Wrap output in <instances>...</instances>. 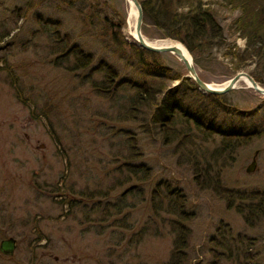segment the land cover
I'll list each match as a JSON object with an SVG mask.
<instances>
[{
	"label": "rangeland",
	"instance_id": "obj_1",
	"mask_svg": "<svg viewBox=\"0 0 264 264\" xmlns=\"http://www.w3.org/2000/svg\"><path fill=\"white\" fill-rule=\"evenodd\" d=\"M255 1L264 5V0ZM26 3L32 5L25 13L16 11ZM55 3L0 0V240L16 241L11 256L0 254V264H164L174 237L169 222L178 220L164 212V196L171 189L184 200L182 264H264V218L248 225L223 199L196 186L192 159L164 144L151 120L164 94L180 81L163 80L164 90H152L151 110L134 118L125 115L131 90L90 88L91 80L101 79L94 71L99 62L111 66L118 79L138 82L151 80L147 70L155 64L183 78L182 63L161 53L145 57L149 67L139 64L124 43H134L127 0H83L81 15L75 8L62 12ZM191 3L210 14L216 33L208 47L195 51L200 66L194 68L202 81L220 86L243 72L264 89V58L244 52L246 38L236 27L238 0L172 4L184 11ZM36 16L58 21L60 34L89 54L91 64L73 72L69 57L57 66L51 26L40 27ZM142 36L164 41L154 28ZM219 97L214 103L185 81L171 100L222 131L256 134L215 157L214 170L223 188L264 191V95L239 82ZM195 142L204 149L195 155L203 165L204 159L211 162L209 155L221 138L214 134ZM131 144L135 156L129 152ZM252 160L254 170L247 173ZM125 165H143L147 179L139 181ZM157 200L160 209L152 205ZM218 228L243 239L239 251L244 254L229 256L215 249L210 240L218 239Z\"/></svg>",
	"mask_w": 264,
	"mask_h": 264
},
{
	"label": "trees",
	"instance_id": "obj_2",
	"mask_svg": "<svg viewBox=\"0 0 264 264\" xmlns=\"http://www.w3.org/2000/svg\"><path fill=\"white\" fill-rule=\"evenodd\" d=\"M41 1L56 2L55 7L62 12L75 8L80 15L85 6L84 3L81 7L83 0ZM137 2L142 12L141 34L146 35L149 28H154L158 33V39H168L181 43L192 57L193 66L199 68L195 51L204 50L208 47L209 42L216 38L215 26L210 14L206 10L194 7L193 3L184 11H177L178 9L172 4L173 0H137ZM31 5L32 3H26L24 9L17 8L16 11L25 13ZM238 10L239 15L235 22L237 30L242 32L246 38L247 49L244 52L250 57L264 58V5L255 0H238ZM36 23H39L40 27L43 24L51 26V38L54 41L53 49L56 52L57 66L67 61L69 57L73 58V63L69 69L73 72L82 71L91 64L92 60L89 54L84 53L79 46L70 44L66 35L60 34L58 21L52 22L48 18L41 20L40 16H36ZM124 43L139 59L141 66L149 67L145 57L155 56L154 53L138 48L135 43ZM94 71L101 73V79L90 81L91 90H131L132 93L126 99L127 108L125 111V115L131 118L138 114L143 116L144 113L151 110L152 90H157L156 93L164 90L163 80L180 81L179 84L164 94V102L158 107L157 114L150 116L152 122L157 123L160 129L163 143L173 144L181 157L192 159L191 166L195 185L201 189L210 190L220 199H223L227 208L235 209L236 212L242 214L244 223L252 225L264 218V191L241 192L223 188L220 185L218 170H214L216 167L215 157H221L224 153H231L235 148L247 144L256 134L253 132L222 131L215 127L212 121L206 122L201 116L191 112L188 107L184 108L179 100H171L176 96L177 90L183 82L191 81L186 77L180 78L179 74L171 76L170 69L166 66L155 64L152 69L147 70L148 75L146 77L151 76V80L144 79L139 82L118 79L111 66L103 62H99ZM197 76L202 80L199 75ZM253 80L258 84L260 83L257 79ZM207 98L213 100L214 103L220 100L219 96L207 95ZM214 134L221 138L220 146L210 153L211 162L204 159L202 165L199 160H195V155L200 156L204 149L201 144H196L195 140L199 138L201 142H204ZM130 142L132 143V140ZM134 151V145L131 144L129 152L133 156L136 155ZM125 169L139 181H144L148 177V169L143 165H125ZM166 192L164 212L176 215L178 220L169 222L174 231V237L172 249L164 264H182L185 257L184 248L187 231L179 224L181 220L186 218L182 209L184 200L178 190L171 189L166 190ZM152 195H155V192ZM152 205L160 209L161 201L157 200ZM216 236L218 239L212 238L210 240L215 249L220 248L229 256L234 254L238 257V255L244 254L243 251L242 253L239 251L244 240L238 235L234 237L225 228H218ZM218 256L221 257L219 254L214 255V257Z\"/></svg>",
	"mask_w": 264,
	"mask_h": 264
},
{
	"label": "water",
	"instance_id": "obj_3",
	"mask_svg": "<svg viewBox=\"0 0 264 264\" xmlns=\"http://www.w3.org/2000/svg\"><path fill=\"white\" fill-rule=\"evenodd\" d=\"M131 1L135 7L136 10V16H135V22H134V35L135 38L133 41L135 42L136 46L144 51L154 53V54H170L174 56L179 62L182 63L186 75L185 77L188 78L191 83L195 86V88L201 93L205 95H212V96H221L223 94L229 93L231 90L234 89L237 81L241 77H245L249 84L250 88L257 92L260 95H264V89H260L257 84L250 78L246 73L240 72L232 76L225 86L219 89H213L208 86V84L202 82L195 71V68L192 64L191 57L189 55V60L184 58L182 51L180 49V46L183 47L181 44L177 43V46H153L145 42L140 28L142 24V12L141 8L137 2V0H127ZM184 48V47H183ZM185 49V48H184ZM186 53H188L186 51ZM254 170V161L252 160L251 163L246 167L245 172L250 173ZM16 248V241L12 237H8L5 239L0 240V254L3 256H11Z\"/></svg>",
	"mask_w": 264,
	"mask_h": 264
},
{
	"label": "bare ground",
	"instance_id": "obj_4",
	"mask_svg": "<svg viewBox=\"0 0 264 264\" xmlns=\"http://www.w3.org/2000/svg\"><path fill=\"white\" fill-rule=\"evenodd\" d=\"M128 6H129V14H128L127 25L129 27V36L132 39H134L135 38V35H134V21H135V16H136V10H135V7H134V5H133V3L131 1H128ZM145 42L150 44V45L160 46V47L161 46H172V45L177 46V43L172 42V41H167V40L156 41V42H149V41L145 40ZM180 49L182 51V54H183L184 58L189 60L190 58H189L188 53H186V50H185L186 48L184 49L183 47L180 46ZM239 82H243V83H245L246 85H248L250 87V84H249L248 80L244 76L239 78L236 84H238ZM226 84H227V82L222 84V85H220V86H212V85H208V86L210 88H213V89H219V88H222L223 86H225Z\"/></svg>",
	"mask_w": 264,
	"mask_h": 264
}]
</instances>
